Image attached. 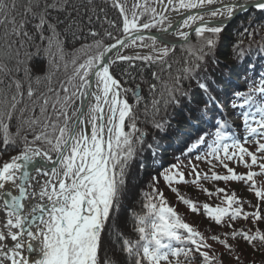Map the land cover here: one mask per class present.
Masks as SVG:
<instances>
[{
    "label": "snow or ice",
    "instance_id": "obj_1",
    "mask_svg": "<svg viewBox=\"0 0 264 264\" xmlns=\"http://www.w3.org/2000/svg\"><path fill=\"white\" fill-rule=\"evenodd\" d=\"M111 4L123 17L122 29H118L122 35L114 36L106 29L105 36L113 43L105 45L103 38L94 39L77 55L69 54L65 48L67 33L73 31V26L78 27L72 17V11H76L72 0H0V84L4 85L0 88V131L5 146L15 145L17 138L23 141L20 154L0 166V264H100L102 234L111 227L110 216L125 192L128 169L146 138L137 126L138 111L143 112L145 122L150 120L154 127L162 129L157 117L179 104L177 93L187 95L182 81L196 80L200 90L208 92V84L196 73L215 47L223 25L210 24L205 17L231 18L249 6L264 11V0H138L129 18L120 0H111ZM170 12L188 14L173 27L171 21L165 25V13ZM142 17L147 18L142 21ZM108 23L114 26L113 21ZM152 29L179 37L181 43L170 45L161 39L164 47L156 49L154 45L160 38L150 34ZM245 34L254 39L253 32L245 30ZM90 35L96 37L98 33L91 31ZM193 35L203 38L199 48L192 44ZM146 40L152 43L145 44ZM137 42L139 47H153V54H121L128 46H137ZM176 47L187 55L183 66L173 74L167 58ZM41 53L47 59L48 70L43 76L33 77L29 61ZM136 60L169 70L168 79L159 72L152 73L154 82L149 85L147 99L138 90L124 87L110 72L117 61H128L131 68ZM21 65L23 76L17 75ZM69 65L71 74H67ZM61 69L65 79L60 78ZM129 92L133 103L127 98ZM235 97L231 106L240 109L243 137L228 131L233 126L221 121L210 143L204 136L196 141L207 151L194 157L207 160L212 168L216 167L212 161H218L228 174L213 171L202 175L192 166L196 176L192 183L199 184L201 178L252 182L248 187L261 201L264 190L256 187L254 177L258 173L251 169L258 166L259 175H264V80L246 93L237 92ZM13 120L14 135L10 132ZM245 144H255V152ZM226 161L242 164L249 171L237 174ZM162 172L163 180L178 199L192 212H198L195 202L172 188L174 183L188 182L178 165ZM38 176L46 179H37ZM156 183L158 179L154 177L152 192L144 194L145 213H132L138 238L123 237L113 230L117 251L125 254L124 264H196L194 253L199 254L201 264H221L217 256L205 250L211 248L206 237L167 204ZM205 192L209 196L224 193L221 203L226 206L204 204V214L216 224L233 229L224 239L218 235L211 239L229 253L235 251L227 242L229 238L243 239L254 248L264 245V231L237 230L233 224L249 216L253 222L261 220L259 203L251 205L256 211L248 213L235 193L229 195L226 188ZM105 264L120 262L107 257Z\"/></svg>",
    "mask_w": 264,
    "mask_h": 264
},
{
    "label": "trees",
    "instance_id": "obj_2",
    "mask_svg": "<svg viewBox=\"0 0 264 264\" xmlns=\"http://www.w3.org/2000/svg\"><path fill=\"white\" fill-rule=\"evenodd\" d=\"M72 3L76 6V11H72V17L76 19L78 27L73 26V31L67 33L65 38V48L69 54L80 55L79 50L82 46L91 44L94 39L103 38L105 45L113 43V40L105 36L106 29L111 31L114 36L122 35L118 29H122L123 17L118 9L112 7L111 0H107V2L92 0V3H89L88 0H72ZM61 18L63 19V16ZM146 18L142 17L141 19L143 21ZM109 20L114 22V26L110 27ZM165 25L167 24L165 23ZM60 27L63 28L64 25ZM245 30L253 32L254 39L246 36ZM91 31L97 32L98 35L91 36ZM151 31L160 32L158 29ZM2 33L3 29L0 28V36ZM210 35L212 34L205 33V36ZM216 40L215 47L205 57V61L196 73L199 80L208 84V92H202L197 86L196 80L182 81L183 91L187 95L177 93L179 104L170 106L166 113L157 117L163 124L162 129L154 127L150 120L145 122L143 112L138 111L137 115L140 120L137 126L146 133V138L128 169L125 192L120 204L110 216L111 227H106L102 234L100 264H105L107 257H112L120 264H124L125 254L117 251V244L113 242V230L119 231L123 237L133 240L138 238V234L134 231L132 213L141 215L145 213L144 194L152 192L151 186L154 177L158 179L155 187L163 193L167 204L177 212L184 222L206 237L211 248L205 250L209 251L210 255L217 256L221 264H264V245L257 244L254 248L243 239L232 240L229 238L228 244L233 245L235 249L234 252L229 253L222 244L211 239L213 235L224 239L225 234L230 233L233 229H230L227 224H216L204 214L203 209L204 204L211 207L226 206L221 203L224 193L209 196L205 189L215 193L218 188H226L229 195L235 193L243 204L245 212L256 211L251 205L259 203L262 219L255 222L251 216L247 220L238 219L233 222L235 229L255 231L259 228L264 231V200L258 201L254 191L249 189L248 184L252 182L209 181L201 178L199 184L192 183L196 179L192 172V166H195L196 171L202 175L204 173L211 175L213 171L220 175L228 174L218 161H212L216 165L215 168H212L207 160L194 158L197 154L203 156L207 151L204 145L197 146L196 141L204 136L210 143L217 125L225 120L233 126L228 131L243 137V121L238 115L240 109L233 108L231 104L236 99L237 92L246 93L250 87L258 85L264 80V11L253 9L243 13L229 26L223 28L221 33L216 36ZM150 42L144 41L145 44ZM202 43L203 38L195 36L192 38V44L195 47L199 48ZM2 45L3 40L0 39V47ZM31 50L34 51V49ZM238 51L241 53L240 55H237ZM186 55L187 53L179 47L170 53L167 59L172 64L171 72L173 74L183 66ZM128 63V61H117L112 64L113 74L124 87L131 90L141 89V95L145 99L149 96V85L154 82L153 72H159L161 76L168 79L169 70L162 71L158 64L145 65L143 61L136 60L135 66L129 68ZM28 66L33 77L43 76L48 70V62L43 53L33 57ZM20 68L17 75L23 76V65ZM71 72L72 67L69 65L67 74H71ZM59 75L61 79L66 78L63 69ZM3 86L0 84V88ZM127 98L130 103H133L131 92L128 93ZM256 99L259 100L260 97L257 95ZM10 132L13 135L16 132L15 120L11 122ZM28 139H32L30 133H28ZM245 147L253 152L256 150L255 144H245ZM22 148L23 141L20 138L16 139L15 145L5 146L3 133L0 131V166L6 161L10 162L13 156L19 155ZM246 160L250 163V158L246 157ZM226 162L229 167L235 169L237 174H246L249 171L242 164ZM171 165H178L179 171L183 172L185 180L188 181L187 183H174L172 188H176L185 198L195 202L198 212H192L189 206L182 203L177 194L163 180L162 170ZM251 170L258 173L254 177L256 187L264 190V175H259V167L253 166ZM194 255L196 264H201L199 254L194 253ZM236 256H239V260L236 259Z\"/></svg>",
    "mask_w": 264,
    "mask_h": 264
},
{
    "label": "rangeland",
    "instance_id": "obj_3",
    "mask_svg": "<svg viewBox=\"0 0 264 264\" xmlns=\"http://www.w3.org/2000/svg\"><path fill=\"white\" fill-rule=\"evenodd\" d=\"M120 2L124 5L125 7V11L126 14L128 15L129 18H131L132 16V11H133V5L136 4L138 2V0H120ZM142 2V0H141ZM225 2H227V0H225ZM219 5H212L210 7H218ZM157 11H160V7L157 5ZM195 10V9H194ZM192 10V11H194ZM186 12L182 13V14H177L175 12H170V13H165V15H167L168 20L165 21V23L167 24L169 21L172 22V24L177 21L179 19V17H181L183 14H185ZM224 20V19H230L228 17H205V20ZM199 22V21H198ZM197 22V23H198ZM195 25H193L194 27ZM183 31H190V29H183ZM171 38H173L174 40H179V37L176 36H171ZM152 42H150L149 44H151ZM140 44V42H137V46H128L126 48L123 49L122 51V55H135L137 52H139L141 55H151L153 54V47H139L138 45ZM154 47L156 49L162 48L164 47V44L156 41ZM138 91H140L141 94V89H138ZM90 131V129H89ZM53 157L55 158V154H53ZM37 179L43 180L46 179V177H37Z\"/></svg>",
    "mask_w": 264,
    "mask_h": 264
},
{
    "label": "water",
    "instance_id": "obj_4",
    "mask_svg": "<svg viewBox=\"0 0 264 264\" xmlns=\"http://www.w3.org/2000/svg\"><path fill=\"white\" fill-rule=\"evenodd\" d=\"M250 9H253V7H248L247 8V10H250ZM247 10H245V11H247ZM245 11H236L234 14H233V16L230 18V19H228V20H224V21H209V20H206L208 23H210V24H222L223 25V27H225L226 25H228L229 24V22H231V20H233V18H235L236 16H239L240 14H242L243 12H245ZM193 12H195V11H193ZM188 13H186L184 16H186ZM184 16H182L180 19H178L174 24H173V27H175V25H176V23L178 22V21H180V20H182L183 18H184ZM171 29L169 30V33H171ZM150 34H152V35H155V36H157V37H159L160 39H157V41H159V42H161V39L163 40V41H166V42H168L170 45H172V44H176V45H178L179 43H181V41L180 40H174V39H170V38H168V36L169 35H171V34H163V33H150ZM171 36H173V35H171ZM192 38V36L190 37V39ZM109 55H111V54H109ZM110 72L113 74V72H112V65H111V67H110ZM139 93H140V91H139ZM49 167H50V165H49Z\"/></svg>",
    "mask_w": 264,
    "mask_h": 264
}]
</instances>
